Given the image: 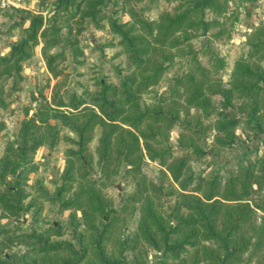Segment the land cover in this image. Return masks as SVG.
<instances>
[{
  "label": "trees",
  "instance_id": "16d2710c",
  "mask_svg": "<svg viewBox=\"0 0 264 264\" xmlns=\"http://www.w3.org/2000/svg\"><path fill=\"white\" fill-rule=\"evenodd\" d=\"M57 1L56 18L47 24L41 13L16 8L30 23L15 22L23 33L0 59V98L2 78L11 76L14 85L16 76L22 78V61L40 38L50 71L61 75L56 61L67 57L49 50L70 46L76 59L86 18L108 19L129 69L115 67L116 82L95 75L82 93L56 83L51 100L23 122L17 145L7 144L0 156V212L12 218L31 213L32 230L5 239L20 228L0 224V264H149V252L155 264H264V154L251 160L247 152L226 175L215 168L197 174L190 163L210 153L215 165L225 149L239 140L246 144L235 133L238 126L264 132V22L250 29L249 49L233 60L226 84L216 75L228 61L214 41L232 37L239 19V11L230 10L232 0H175L153 19L134 6L143 0H127L132 22L102 14L111 0ZM71 19L79 26L66 32L63 22ZM200 36L205 39L196 46L192 39ZM201 55H208V66ZM176 57L186 60V70L159 91ZM148 93L151 101L144 102ZM193 108L198 114H191ZM211 130L216 134L208 153L204 138ZM60 140L68 146L54 191L38 179L30 193L29 173L38 170L31 156ZM150 163L158 165L157 177L145 173ZM114 183L122 184L120 203L108 191ZM41 200L62 215L68 211L69 219L40 226ZM129 220L136 225L126 232ZM18 242L26 244L24 252L3 251Z\"/></svg>",
  "mask_w": 264,
  "mask_h": 264
},
{
  "label": "rangeland",
  "instance_id": "374dc122",
  "mask_svg": "<svg viewBox=\"0 0 264 264\" xmlns=\"http://www.w3.org/2000/svg\"><path fill=\"white\" fill-rule=\"evenodd\" d=\"M13 1L19 3L20 6L16 7L10 4L3 7L0 4V59L8 55L13 42L21 37L23 33V26L15 24V22L21 18L24 19L25 27L30 23V20L26 18L27 14L17 12L16 8L25 9L34 14L41 13L45 24H47L54 19V12L58 2L57 0ZM133 3L137 9H143L142 14L145 18L153 19L164 8L173 7L177 2L175 0L171 2L167 0H143L142 2L134 1ZM130 7L127 0H111L107 3V6H103L102 14L117 17L120 22H132ZM74 8L75 6L69 7V11L74 10ZM235 9L239 11V19L235 23L232 37L225 41H223L224 38L214 41V45L218 48L220 56L228 61L227 68L221 70L216 75V77L222 78L226 84L231 76L233 60L249 49L247 35L250 29L254 25L264 22V0H232L230 2V10ZM77 19H79V16ZM63 25L66 32L69 31V26L71 25L74 28L79 26L73 19L64 21ZM84 25V31L80 36H77L79 39L77 53L79 55L76 59L72 57L73 52L70 50V46L60 45L49 50L51 54L64 53L67 57L65 60L56 61V63H59V68L63 69L61 75L55 76L50 71L43 52L44 42L40 38V43L34 47L31 57L22 61V78H17L16 76L15 85L14 79L11 76L2 78L4 81L3 88L5 89L0 98V156L9 142L17 145L23 122L34 117L37 108L45 99L51 100L56 83H63L65 81L67 86L64 89L82 93L84 87L91 85L95 75L106 77L107 80L116 82L118 77L115 67H120L123 73H127L129 69L128 59L124 53H118L121 47L115 45L118 43L119 38L112 34L108 19L104 18L101 22H95L91 18H86ZM204 39L203 36L195 37L192 39V42L196 46H200ZM200 60L206 66L210 63L208 55H201ZM185 62L186 60L176 57L174 64L167 70L156 89L159 91L166 89L175 77L180 76L186 70ZM10 92L11 94L9 95ZM151 95L153 94H145L142 100L150 102ZM216 101H219L218 98ZM191 112L192 115L198 114L195 108L191 109ZM205 122L209 123L208 120H205ZM54 123L58 122L55 121ZM59 127L64 131L63 133L67 132V129L62 125H59ZM176 130H173L171 133V142L173 144L176 143L178 136ZM235 133L242 138V141L246 139V144L239 140L235 146L225 149L222 152V156L219 157L218 163H215V165L212 164L213 156L209 151L214 143V134L216 132L211 130L207 134V137L204 138V146L209 154L206 157L195 158L190 161L197 174H205L215 168L221 175H226L230 173V169L235 168L237 162L246 159L247 152H250L249 159L251 160L264 154V132L257 133L254 130L238 126L235 129ZM98 134L99 129L91 143L92 148L97 144ZM67 146L66 141L60 140L54 149H50L46 144L41 145L37 149L33 156H31V163L36 165L38 170L29 173V182L25 186L26 190L30 193H35L36 187L39 184L37 180L40 179L47 189H49L50 193L54 191L55 179L58 178L60 171L64 167L65 148ZM145 173L150 177H157L159 175L158 165L150 163L145 168ZM8 179H12L11 173L8 174ZM128 188L133 189L132 187ZM108 191L119 203L122 201L123 188L121 183L110 185ZM30 197L27 201L30 200ZM41 202L44 205L41 217L44 219L41 221L40 226L43 228L49 226L51 222L57 223V221H62L64 223L69 219L68 211L62 215L58 212L57 206L51 205L49 201L41 200ZM0 224L3 226L15 225L19 227L20 230L14 229L7 235L2 236L5 239L6 236L16 237V233L19 234L22 231L31 233L32 216L31 213H27L19 218H12L6 213L0 212ZM135 225V222L129 220L128 225H126V232L135 227ZM65 233L64 237L67 238L69 230L66 229ZM3 238L1 244L7 245L8 242ZM26 248V244L18 242L10 248L6 247L3 251L22 253ZM148 258L149 264H155L156 259L152 255V252H149Z\"/></svg>",
  "mask_w": 264,
  "mask_h": 264
},
{
  "label": "built area",
  "instance_id": "2783aa9c",
  "mask_svg": "<svg viewBox=\"0 0 264 264\" xmlns=\"http://www.w3.org/2000/svg\"><path fill=\"white\" fill-rule=\"evenodd\" d=\"M0 4H2L3 7L9 6L10 4H12L13 6H16V7L20 6L19 3L15 2L13 0H2Z\"/></svg>",
  "mask_w": 264,
  "mask_h": 264
}]
</instances>
